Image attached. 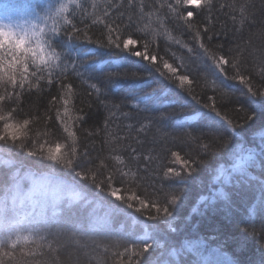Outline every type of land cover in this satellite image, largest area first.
Segmentation results:
<instances>
[{
    "label": "snow or ice",
    "instance_id": "obj_1",
    "mask_svg": "<svg viewBox=\"0 0 264 264\" xmlns=\"http://www.w3.org/2000/svg\"><path fill=\"white\" fill-rule=\"evenodd\" d=\"M225 8L230 9L233 23L239 20L244 25L248 6L237 4L236 0L228 4L218 0H106L103 7L96 0H55L49 4L45 17H37L39 22L0 24V264H61L59 252L67 241L86 252L101 250V256L111 253L113 264H154L142 260L154 247L152 237L146 233L139 243L126 242L128 238L114 224L121 212L116 202L133 208L136 201L137 212L147 208L132 186H138L147 176L153 160L152 151L145 152L143 148L155 125L137 120L141 111H148L151 96L133 92L135 103L128 112L122 110V104L109 107L101 99L105 95L102 88L90 82L95 79L89 70L92 66L82 62L89 52L76 42L82 40L123 54L118 69L129 63L146 62V68L179 84L196 103L200 100L194 85L198 86L201 79L204 87L221 97L229 95L219 75L238 81L251 98H264V47L250 51L251 40L227 47L225 42L216 40L226 36L227 29L217 30L214 12ZM235 12H239V18L232 14ZM97 26L98 35H90ZM185 34L190 41L183 39ZM162 40L186 49L187 55L177 57L170 45L162 49ZM168 55L180 60L178 67L184 68L186 74L177 75L178 67L165 58ZM196 58L211 62L210 74L205 70L204 75L190 78ZM73 80L86 85L89 95L95 94L109 110L102 127H85L88 113L82 107L76 109L80 114L74 119L68 116ZM54 86L56 94L51 95L43 111L39 106L25 110L24 98L32 96L33 89L39 98ZM208 100L211 103L203 104L209 110L206 115L220 118L226 128L235 131L233 121L217 108L216 96H209ZM91 107L89 103L87 108ZM113 108L124 120L136 121L124 125L123 136L109 130L116 118ZM157 132L152 143L163 145L169 134ZM101 134L105 154L92 156L85 141ZM203 147L210 148L208 144ZM172 155L180 159L179 153ZM183 163L191 169L201 161ZM258 165L264 174V149L260 154L249 153L236 164L241 180L247 178L249 187L250 181L257 178L248 174ZM57 169L63 175H58ZM169 175L181 174L169 169L164 176ZM258 190L264 208V180L259 182ZM105 197L114 200L106 201ZM152 208L166 216L172 214L170 206L152 204ZM121 247L123 251L119 250Z\"/></svg>",
    "mask_w": 264,
    "mask_h": 264
},
{
    "label": "trees",
    "instance_id": "obj_2",
    "mask_svg": "<svg viewBox=\"0 0 264 264\" xmlns=\"http://www.w3.org/2000/svg\"><path fill=\"white\" fill-rule=\"evenodd\" d=\"M36 1L40 3L36 2L31 9L34 8L39 14L55 2ZM96 2L103 7L106 0ZM218 2L228 4L232 0ZM236 3L248 6L244 25L241 26L239 20L233 23L228 8L214 12L216 19L213 23L217 30L227 29V35L217 37L216 40L225 42L226 47L251 40L250 51L264 47V0H236ZM232 14L239 18V12ZM48 23L51 26L52 21L49 20ZM78 26L83 27V24ZM99 31L97 26L89 34L98 35ZM183 39L190 41L187 34ZM76 44L89 52L82 62L92 66L89 70L95 79L90 82L97 83L102 88L105 95L101 99L109 107L112 104H122V110L128 112L135 103L132 100L133 92L148 93L151 96L148 111H141L137 120L145 123L152 121L155 125L143 148L145 152L152 151L153 160L149 164L147 176L139 181L138 186H132V191L145 201L147 208L137 212L139 204L136 201H133V208L116 202L121 212L115 217L114 224L128 238L126 242L139 243L146 233L150 235L155 244L144 254L142 260L147 259L154 264H214V261L209 262L206 259L207 254L223 259L224 264H264V208L260 205L258 190L264 174L259 165L252 168L248 176L257 179L251 180L249 187V180H241V173L236 168L240 155L247 152L260 154L261 149H264V98H251L247 89L238 81L227 80L218 74L219 81L223 82L229 95L221 97L220 93L214 92L210 87H204L201 79L198 86L194 85L200 100V103H196L179 84L165 80L159 73L146 68V62L129 63L126 68L118 69L117 65L121 63L119 58L123 55L118 51L98 48L97 45L87 44L82 40ZM166 45L171 46L177 57L187 55L186 49L172 44L171 41L162 40V49ZM192 46L198 47L194 43ZM75 54L73 51V55ZM165 58L169 59L173 67L180 64L179 59L170 55ZM210 63L196 58L195 63L191 64L190 78L198 74L204 75L205 70L210 74ZM179 74H186V70L178 67L177 75ZM254 83L259 86L258 81ZM187 87L186 84L185 88ZM89 92L86 85L81 86L78 80H73L68 116L74 119L80 114L76 109L85 108L88 113L85 127L100 128L110 113L96 99L95 94L89 95ZM55 94V86L39 98L33 89V95L24 98L25 110H34L39 106L40 111H43L51 95ZM209 96H216L217 108L222 115L233 121L235 131L226 128L220 118L206 115L209 110L203 104L211 103ZM89 103L92 104L91 108H87ZM111 110L116 113V118L110 124L109 130L123 136L124 125L135 124L136 121L124 120L119 111L114 108ZM60 111L63 113V108ZM249 115L252 119H247ZM182 124L185 125L184 128L178 127ZM157 130L169 134L163 145L152 143V136L158 134ZM85 143L89 145L92 156L105 154L103 134L92 137ZM205 144L210 148L205 149ZM172 153H179L180 159ZM184 160L201 163L190 169L183 163ZM169 169L179 172L180 177L164 176ZM57 174L63 175L59 169ZM130 194L121 192V195ZM105 198L106 201L114 200L111 197ZM152 204L170 206L171 216H166L163 211L157 213ZM103 211L101 208L100 212ZM151 216L157 218L150 219ZM119 250L123 251V248ZM100 251L86 252L79 245L67 241L66 246L61 248L59 257L61 264H113L111 253L101 256Z\"/></svg>",
    "mask_w": 264,
    "mask_h": 264
},
{
    "label": "rangeland",
    "instance_id": "obj_3",
    "mask_svg": "<svg viewBox=\"0 0 264 264\" xmlns=\"http://www.w3.org/2000/svg\"><path fill=\"white\" fill-rule=\"evenodd\" d=\"M17 0H6L3 5L0 7H5L0 9V24H12V25H19V24H25L26 22H39L37 21V17H45L47 14V7L43 9V12L36 13L34 10L32 14H23L20 11L16 10L18 7H15L12 9L10 6L11 3H15ZM29 4L36 3L38 1L36 0H29ZM40 2H38L39 4ZM45 12V13H44ZM250 152H247L246 154L244 153L243 155H240V160L244 157H247ZM237 163V162H236ZM206 259L210 262L211 260L214 261V264H224V260L220 259L217 256H211V254L206 255ZM213 264V263H212Z\"/></svg>",
    "mask_w": 264,
    "mask_h": 264
}]
</instances>
